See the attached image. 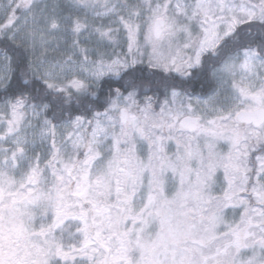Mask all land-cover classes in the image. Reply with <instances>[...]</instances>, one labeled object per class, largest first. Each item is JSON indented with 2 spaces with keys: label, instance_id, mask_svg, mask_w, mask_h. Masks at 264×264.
Instances as JSON below:
<instances>
[{
  "label": "snow or ice",
  "instance_id": "snow-or-ice-1",
  "mask_svg": "<svg viewBox=\"0 0 264 264\" xmlns=\"http://www.w3.org/2000/svg\"><path fill=\"white\" fill-rule=\"evenodd\" d=\"M0 264H264V0H0Z\"/></svg>",
  "mask_w": 264,
  "mask_h": 264
}]
</instances>
